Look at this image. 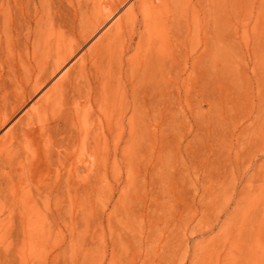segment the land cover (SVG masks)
<instances>
[{"label":"rangeland","instance_id":"374dc122","mask_svg":"<svg viewBox=\"0 0 264 264\" xmlns=\"http://www.w3.org/2000/svg\"><path fill=\"white\" fill-rule=\"evenodd\" d=\"M0 264H264V0H0Z\"/></svg>","mask_w":264,"mask_h":264}]
</instances>
